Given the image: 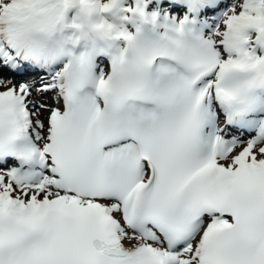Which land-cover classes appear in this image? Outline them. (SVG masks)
Masks as SVG:
<instances>
[{"label":"snow or ice","instance_id":"snow-or-ice-1","mask_svg":"<svg viewBox=\"0 0 264 264\" xmlns=\"http://www.w3.org/2000/svg\"><path fill=\"white\" fill-rule=\"evenodd\" d=\"M0 264H264V0H0Z\"/></svg>","mask_w":264,"mask_h":264},{"label":"rangeland","instance_id":"rangeland-1","mask_svg":"<svg viewBox=\"0 0 264 264\" xmlns=\"http://www.w3.org/2000/svg\"><path fill=\"white\" fill-rule=\"evenodd\" d=\"M69 16L71 17V13L69 14Z\"/></svg>","mask_w":264,"mask_h":264}]
</instances>
